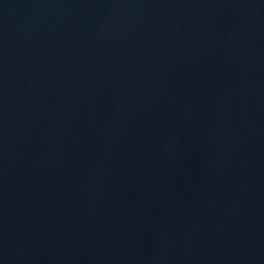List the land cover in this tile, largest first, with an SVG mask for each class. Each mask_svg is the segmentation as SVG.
Wrapping results in <instances>:
<instances>
[{
  "label": "water",
  "instance_id": "obj_1",
  "mask_svg": "<svg viewBox=\"0 0 264 264\" xmlns=\"http://www.w3.org/2000/svg\"><path fill=\"white\" fill-rule=\"evenodd\" d=\"M0 264H264V0H0Z\"/></svg>",
  "mask_w": 264,
  "mask_h": 264
}]
</instances>
